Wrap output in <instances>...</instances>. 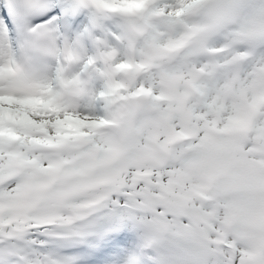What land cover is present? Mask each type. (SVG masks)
I'll list each match as a JSON object with an SVG mask.
<instances>
[{"label":"snow or ice","instance_id":"6c2138e0","mask_svg":"<svg viewBox=\"0 0 264 264\" xmlns=\"http://www.w3.org/2000/svg\"><path fill=\"white\" fill-rule=\"evenodd\" d=\"M0 264H264V0H0Z\"/></svg>","mask_w":264,"mask_h":264}]
</instances>
